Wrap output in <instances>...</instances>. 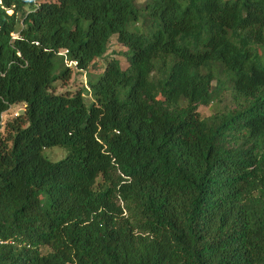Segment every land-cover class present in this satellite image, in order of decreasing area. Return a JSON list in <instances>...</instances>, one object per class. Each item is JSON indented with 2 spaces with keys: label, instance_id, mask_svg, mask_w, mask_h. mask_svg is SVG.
Listing matches in <instances>:
<instances>
[{
  "label": "trees",
  "instance_id": "trees-1",
  "mask_svg": "<svg viewBox=\"0 0 264 264\" xmlns=\"http://www.w3.org/2000/svg\"><path fill=\"white\" fill-rule=\"evenodd\" d=\"M0 264H264V0H0Z\"/></svg>",
  "mask_w": 264,
  "mask_h": 264
},
{
  "label": "rangeland",
  "instance_id": "rangeland-1",
  "mask_svg": "<svg viewBox=\"0 0 264 264\" xmlns=\"http://www.w3.org/2000/svg\"><path fill=\"white\" fill-rule=\"evenodd\" d=\"M115 41H112L110 44V49L108 51V55H113L112 50L113 49H118V47H115ZM104 63V59H98V71L101 70V67L103 66ZM86 82V78H85V74L84 71H79L76 70L75 68H72V73L70 78L61 81V82H57L56 86H55V90L57 92L59 91H70L73 92L81 87H83L85 85ZM86 100H89V96L85 97ZM217 107L216 104H210L208 106L205 105H201L199 106L198 110L200 112V114L202 116L205 115H209L213 109H215ZM24 105L22 103L19 104H15L12 105L4 114H3V119H9L10 117L14 116L16 113H21L23 111ZM44 155L52 160V161H56L62 157H64L67 154V149L61 146H52V147H48L45 148L43 150Z\"/></svg>",
  "mask_w": 264,
  "mask_h": 264
},
{
  "label": "built area",
  "instance_id": "built-area-1",
  "mask_svg": "<svg viewBox=\"0 0 264 264\" xmlns=\"http://www.w3.org/2000/svg\"><path fill=\"white\" fill-rule=\"evenodd\" d=\"M68 65H75V62H73V61H69V62H68ZM4 113H5V112H4ZM4 113H3V114H4ZM17 114H18V113H16L15 115H17ZM2 117H3V115H2Z\"/></svg>",
  "mask_w": 264,
  "mask_h": 264
}]
</instances>
